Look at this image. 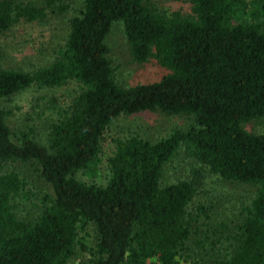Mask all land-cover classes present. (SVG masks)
I'll return each instance as SVG.
<instances>
[{"label":"trees","instance_id":"obj_1","mask_svg":"<svg viewBox=\"0 0 264 264\" xmlns=\"http://www.w3.org/2000/svg\"><path fill=\"white\" fill-rule=\"evenodd\" d=\"M194 20L167 19L144 0H83L55 62L31 73L0 67V169L35 162L55 193L35 224L16 216L24 194L17 173L0 174V264H68L91 225L98 242L91 264H180L189 242L188 209L203 193V170L163 187L165 165L181 145L212 175L256 188L231 256L213 264H264V135L242 123L264 118V0H179ZM41 2V4H39ZM62 0H0V36L21 21L43 22ZM65 11L64 6H59ZM122 22L134 62L157 59L170 71L160 82L123 88L115 79L106 38ZM80 85L50 126L45 148L13 141L4 104L31 89ZM142 112L186 115L187 131L150 142L113 141L106 185L75 175L101 152L106 130Z\"/></svg>","mask_w":264,"mask_h":264},{"label":"rangeland","instance_id":"obj_2","mask_svg":"<svg viewBox=\"0 0 264 264\" xmlns=\"http://www.w3.org/2000/svg\"><path fill=\"white\" fill-rule=\"evenodd\" d=\"M31 1V0H24ZM41 4V2L39 3ZM163 17L194 20L192 5L179 0H144ZM64 6L65 11L58 8ZM83 0H62L43 22L21 21L9 32L0 36V67L26 73L53 64L63 50L70 33V21L83 11ZM109 60L112 62L116 82L123 88L160 82L170 71L153 58L137 63L131 57L130 47L122 22H115L106 38ZM80 91L75 82L54 88H31L11 98L4 106L11 115L7 123L13 133V141L21 144L27 137L41 146L50 145V126L58 121L59 113L65 111L72 98ZM194 119L186 115H168L162 112H142L123 116L105 132L101 152L87 169L76 173V180L87 185H106L109 171L107 159L113 154V141L138 136L150 142L167 138L175 130L187 131ZM250 135H264V118L242 123ZM203 170L204 190L188 209L192 225L189 242L179 250L180 264H213L231 256L236 244L239 227L246 220L245 209L250 207L256 188L226 181L209 172L181 145L175 156L165 165L161 185L163 187L192 178L193 171ZM17 173L25 182L24 194L13 202L16 216L28 224H35L42 213L55 200V193L35 163H13L0 174ZM81 244L68 264H91L98 242L96 228L91 225L81 234Z\"/></svg>","mask_w":264,"mask_h":264}]
</instances>
